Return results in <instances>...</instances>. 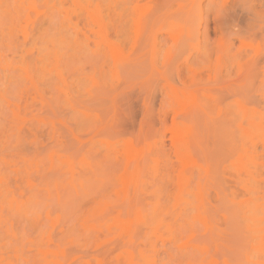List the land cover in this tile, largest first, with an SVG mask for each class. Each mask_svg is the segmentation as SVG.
Returning <instances> with one entry per match:
<instances>
[{"label": "rangeland", "instance_id": "obj_1", "mask_svg": "<svg viewBox=\"0 0 264 264\" xmlns=\"http://www.w3.org/2000/svg\"><path fill=\"white\" fill-rule=\"evenodd\" d=\"M0 264H264V0H0Z\"/></svg>", "mask_w": 264, "mask_h": 264}]
</instances>
